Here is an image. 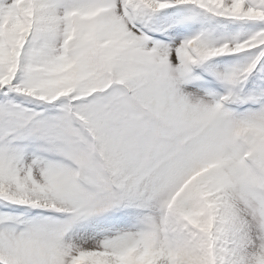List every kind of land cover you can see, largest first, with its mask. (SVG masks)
Masks as SVG:
<instances>
[{
	"label": "snow or ice",
	"instance_id": "snow-or-ice-1",
	"mask_svg": "<svg viewBox=\"0 0 264 264\" xmlns=\"http://www.w3.org/2000/svg\"><path fill=\"white\" fill-rule=\"evenodd\" d=\"M0 264H264V0H0Z\"/></svg>",
	"mask_w": 264,
	"mask_h": 264
}]
</instances>
